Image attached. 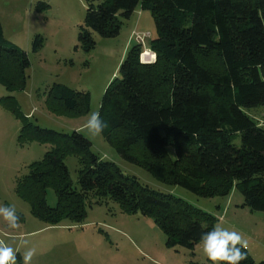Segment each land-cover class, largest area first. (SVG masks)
I'll use <instances>...</instances> for the list:
<instances>
[{
  "label": "trees",
  "instance_id": "trees-1",
  "mask_svg": "<svg viewBox=\"0 0 264 264\" xmlns=\"http://www.w3.org/2000/svg\"><path fill=\"white\" fill-rule=\"evenodd\" d=\"M138 6L154 21L149 49L155 59L143 62L139 45L127 50L100 101L98 112L108 124L100 135L121 159L160 184L203 198H227L235 189L242 208L264 212V127L247 113L264 106V0H88L77 38L82 49L94 48L93 33L116 37L120 19L128 20ZM46 7L40 2L36 10ZM42 46L43 39L35 37L32 53ZM29 64L27 54L4 38L0 22V85L22 90ZM0 102L20 123V145L49 146L16 180L15 193L34 218L50 225L81 223L87 206L111 201L123 213L152 219L167 248L190 251L215 226L209 213L151 190L98 157L81 133L41 129L13 98ZM46 103L77 117L88 112L90 96L54 84ZM68 156L77 160V188L64 163ZM48 190L55 207L47 205ZM244 251L241 264H264Z\"/></svg>",
  "mask_w": 264,
  "mask_h": 264
},
{
  "label": "rangeland",
  "instance_id": "rangeland-1",
  "mask_svg": "<svg viewBox=\"0 0 264 264\" xmlns=\"http://www.w3.org/2000/svg\"><path fill=\"white\" fill-rule=\"evenodd\" d=\"M47 7L36 10L38 3ZM88 0H0V22L4 38L29 59L26 85L20 91L9 92L0 85V100L13 98L20 112L41 129L59 133L79 132L91 144V151L105 161L116 164L128 175L135 176L151 190L171 193L194 207L212 215L217 223L235 230L248 239L246 249L255 262L264 261V212L242 208V196L233 189L227 198H203L188 191L157 182L143 168L130 164L115 152L101 135L91 136L84 124L91 112H98L106 86L118 75V68L127 50L134 45L142 54L155 37L151 12L136 8L128 20L120 19V31L114 38H102L93 33L95 46L86 52L77 38L84 26ZM43 39L38 53H32L35 37ZM136 36L144 43H137ZM54 84L64 85L90 96L88 112L71 116L50 110L46 93ZM0 102V206L14 205L20 216L18 229L8 228L0 217V240L16 250L17 264L29 248L36 250L32 264H211L201 243L193 251L167 248L166 238L155 222L140 214H126L111 201L86 207L81 223L63 221L50 225L31 215L30 206L16 193V180L28 172L32 163L40 161L49 150L36 142L20 145L17 137L20 123ZM264 127V106L247 111ZM236 143H239L237 141ZM173 157V149L168 148ZM72 185L77 188V160L65 158ZM46 202L55 207L56 197L47 191Z\"/></svg>",
  "mask_w": 264,
  "mask_h": 264
},
{
  "label": "clouds",
  "instance_id": "clouds-1",
  "mask_svg": "<svg viewBox=\"0 0 264 264\" xmlns=\"http://www.w3.org/2000/svg\"><path fill=\"white\" fill-rule=\"evenodd\" d=\"M91 136H99L108 127L106 121L101 119L99 112H91L84 124ZM0 217L4 219L8 228L20 227V216L14 205L0 206ZM200 243L204 255L211 264H241L247 259L244 249L249 246L248 239L235 230H229L217 223L210 231L203 232ZM36 255L34 248H29L22 255V264H32ZM0 264H17L16 250L0 240Z\"/></svg>",
  "mask_w": 264,
  "mask_h": 264
},
{
  "label": "built area",
  "instance_id": "built-area-1",
  "mask_svg": "<svg viewBox=\"0 0 264 264\" xmlns=\"http://www.w3.org/2000/svg\"><path fill=\"white\" fill-rule=\"evenodd\" d=\"M142 37L144 38L145 36H136V42H137V43H141V42H142V44H143L144 41L141 40ZM150 53H152V52H150ZM144 59H147V60L150 62V61H153V60L155 59V56H154L153 60H152L151 58H149L148 56H146V57H144V58H143V56H142V61H143V62H145Z\"/></svg>",
  "mask_w": 264,
  "mask_h": 264
},
{
  "label": "bare ground",
  "instance_id": "bare-ground-1",
  "mask_svg": "<svg viewBox=\"0 0 264 264\" xmlns=\"http://www.w3.org/2000/svg\"><path fill=\"white\" fill-rule=\"evenodd\" d=\"M143 58L148 56L149 58H151L153 60L154 58V54L153 53H150L149 51H145L144 54H142Z\"/></svg>",
  "mask_w": 264,
  "mask_h": 264
},
{
  "label": "water",
  "instance_id": "water-1",
  "mask_svg": "<svg viewBox=\"0 0 264 264\" xmlns=\"http://www.w3.org/2000/svg\"><path fill=\"white\" fill-rule=\"evenodd\" d=\"M145 60V62H149L147 59H144Z\"/></svg>",
  "mask_w": 264,
  "mask_h": 264
}]
</instances>
